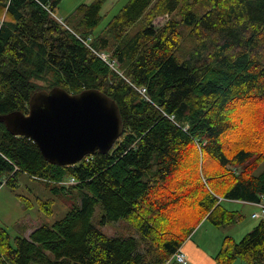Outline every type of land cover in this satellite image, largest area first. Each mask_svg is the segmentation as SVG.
Returning a JSON list of instances; mask_svg holds the SVG:
<instances>
[{
  "label": "trees",
  "instance_id": "16d2710c",
  "mask_svg": "<svg viewBox=\"0 0 264 264\" xmlns=\"http://www.w3.org/2000/svg\"><path fill=\"white\" fill-rule=\"evenodd\" d=\"M105 1L81 3L60 21L62 0H0V114L27 112L39 90L97 88L117 102L125 127L109 152L57 165L0 122V186L26 173L81 197L29 237L0 224V264H179L172 255L195 228L177 232L171 206L189 213L196 204L199 219L221 226L241 218L225 200L264 202V170L254 172L264 160V111L235 152L223 141L231 102L264 100V0H127L98 30ZM173 13L181 19L154 24ZM197 145L227 168L214 185L199 175ZM97 203L101 225L123 219L140 236L106 235L93 222ZM51 204L39 199L48 214ZM241 259L264 264V219L240 240L226 236L215 256L217 264Z\"/></svg>",
  "mask_w": 264,
  "mask_h": 264
},
{
  "label": "rangeland",
  "instance_id": "374dc122",
  "mask_svg": "<svg viewBox=\"0 0 264 264\" xmlns=\"http://www.w3.org/2000/svg\"><path fill=\"white\" fill-rule=\"evenodd\" d=\"M92 1L93 0H62L56 10V16L60 21H62L61 19L66 18V16L79 4L90 3ZM126 1L127 0L105 1L102 8V14L104 16L98 30L101 29L109 21V19L118 12ZM172 18L177 20L181 19L178 13L165 14L156 17L154 19V24L157 27H161L166 23V21ZM184 32L186 33L187 31ZM112 41L114 40L112 39ZM102 53L109 54V51L98 52L99 56L104 59V54ZM110 66L112 67L111 63ZM38 82L44 85L47 83V80L42 79L38 80ZM141 91L143 92V90ZM143 93L145 94V92ZM243 100L245 99L236 98L234 102H231V106L235 108L230 117L232 127L231 130L227 131L223 135L224 150L228 154H232L241 146L238 141V135H244L245 137L248 135V132L245 133V130L248 128L247 122L253 128L258 127L261 124L260 116L264 111V100L261 98L258 100V98L248 97L247 102L244 104L242 103ZM233 125H237V127L232 129ZM257 141L264 147L263 137L259 138ZM196 147L199 151L200 147L198 145ZM199 152L200 155H202V151ZM202 156L203 159L201 157L198 159L199 175L202 177L201 179L203 182L207 184L209 182L211 185H214L217 181V178L215 177L221 175L227 170V168L221 165L209 154H204ZM263 170L264 160L258 165L254 172L255 174H259ZM183 174L184 172L180 173V175ZM52 185H54V183L33 178L26 173H22L17 176L15 185L3 183L0 186V224L5 226L13 236L21 234L29 237L32 231L36 228L43 224H53L55 221L63 218L72 206L80 203L81 197L78 188H72L71 192L67 194H55L49 188V186ZM58 185H60V183H58ZM22 196L32 200L33 204L31 206L25 205ZM39 199L53 200V204H51L53 212L51 214L46 213L39 207ZM223 205L230 210H237L241 214V218L230 227H223L222 225L216 226L206 217L199 219L198 205L196 204L189 208V213L185 212V209L183 208H178L177 205L176 207L171 206V208L168 209V212L171 213L173 218H169L177 219L176 229L179 233H184L185 228L190 225L195 228V231L201 227L197 236H202V239L207 240L211 244H215L217 240H222L223 242L226 235L231 236L236 240H240L261 220L259 218L255 219L251 217L253 212L260 211L259 207H257L256 210H251L250 207H252V205L250 204H243L242 202H233L229 200H225ZM100 212L101 204L97 203L93 222L106 235L126 237L133 234L137 237L140 236L123 219L101 225L98 222ZM166 219L167 217L163 220L165 221ZM166 222L169 223V220ZM239 262L246 264V262L242 259L239 260Z\"/></svg>",
  "mask_w": 264,
  "mask_h": 264
},
{
  "label": "water",
  "instance_id": "95a60500",
  "mask_svg": "<svg viewBox=\"0 0 264 264\" xmlns=\"http://www.w3.org/2000/svg\"><path fill=\"white\" fill-rule=\"evenodd\" d=\"M0 122L12 134L32 139L44 158L57 165L109 152L125 129L117 102L97 88L78 93L58 86L36 91L27 112L0 114Z\"/></svg>",
  "mask_w": 264,
  "mask_h": 264
},
{
  "label": "crops",
  "instance_id": "0c3cea01",
  "mask_svg": "<svg viewBox=\"0 0 264 264\" xmlns=\"http://www.w3.org/2000/svg\"><path fill=\"white\" fill-rule=\"evenodd\" d=\"M229 201L242 202L243 204L245 203L250 204L253 207V208L250 207L251 210H256V208L259 207L258 204L254 202H244L239 200H229ZM231 225L232 224L222 225V226L230 227ZM199 229L196 231L194 229L193 232L186 238L183 245L181 246L183 251L187 254L188 264H217L215 260V256L219 252L223 244L222 240L219 241L217 240L215 244H211L207 240L202 239L203 238L202 236H197V234L199 233L198 232Z\"/></svg>",
  "mask_w": 264,
  "mask_h": 264
},
{
  "label": "built area",
  "instance_id": "2783aa9c",
  "mask_svg": "<svg viewBox=\"0 0 264 264\" xmlns=\"http://www.w3.org/2000/svg\"><path fill=\"white\" fill-rule=\"evenodd\" d=\"M102 54H104L105 61H107L109 64L111 63L112 67H114L115 59H112L110 57V54H105V53H102ZM141 90H143V92H146V88H141ZM71 182H74V179H72ZM257 204L260 208V211L253 212L252 217L264 219V202H259ZM171 259L175 260L179 264H187V261H188L187 254L183 251L181 247L172 255Z\"/></svg>",
  "mask_w": 264,
  "mask_h": 264
}]
</instances>
